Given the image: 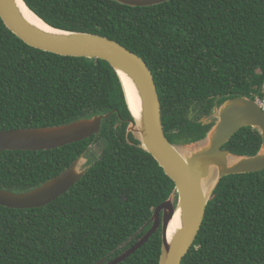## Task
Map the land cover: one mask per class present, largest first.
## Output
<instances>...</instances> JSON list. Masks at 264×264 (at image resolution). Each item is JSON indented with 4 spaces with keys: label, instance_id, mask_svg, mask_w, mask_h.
Here are the masks:
<instances>
[{
    "label": "trees",
    "instance_id": "16d2710c",
    "mask_svg": "<svg viewBox=\"0 0 264 264\" xmlns=\"http://www.w3.org/2000/svg\"><path fill=\"white\" fill-rule=\"evenodd\" d=\"M55 28L106 37L153 73L165 135L205 138L201 120L230 98H264V0H171L130 7L113 0H25ZM114 112V113H113ZM113 113L100 134L53 150L0 152V189L22 193L83 153V179L53 203L0 206V264H104L136 245L175 183L132 134L120 81L103 60L35 49L0 18V131L69 124ZM191 116H193L191 118ZM262 136L243 128L223 149L254 156ZM98 149V152H96ZM162 227L121 264H159ZM182 264H264V171L221 180Z\"/></svg>",
    "mask_w": 264,
    "mask_h": 264
},
{
    "label": "water",
    "instance_id": "95a60500",
    "mask_svg": "<svg viewBox=\"0 0 264 264\" xmlns=\"http://www.w3.org/2000/svg\"><path fill=\"white\" fill-rule=\"evenodd\" d=\"M130 7H151L171 0H113ZM0 18L8 30L27 45L61 56L103 60L115 71L128 110L127 136L150 154L175 183L170 198L151 218V228L121 256L106 264H121L162 227L159 264H182L196 240L206 210L221 180L231 175L264 171V111L247 96L230 98L204 118L212 125L202 140L173 144L165 135L162 108L153 73L147 63L120 43L95 34L55 28L38 16L25 0H0ZM114 113V112H113ZM113 113L83 118L69 124L0 131V152L53 150L98 135ZM193 116H191L192 118ZM262 136L254 156L238 155L223 147L243 128ZM92 157L83 153L58 176L30 191L0 189V206L10 209L45 207L68 193L90 169ZM104 260L97 264H104Z\"/></svg>",
    "mask_w": 264,
    "mask_h": 264
},
{
    "label": "built area",
    "instance_id": "2783aa9c",
    "mask_svg": "<svg viewBox=\"0 0 264 264\" xmlns=\"http://www.w3.org/2000/svg\"><path fill=\"white\" fill-rule=\"evenodd\" d=\"M256 100L259 102V104H260L262 110L264 111V98H262V99L257 98Z\"/></svg>",
    "mask_w": 264,
    "mask_h": 264
},
{
    "label": "rangeland",
    "instance_id": "374dc122",
    "mask_svg": "<svg viewBox=\"0 0 264 264\" xmlns=\"http://www.w3.org/2000/svg\"><path fill=\"white\" fill-rule=\"evenodd\" d=\"M96 152H98V149H96Z\"/></svg>",
    "mask_w": 264,
    "mask_h": 264
},
{
    "label": "clouds",
    "instance_id": "9594fccd",
    "mask_svg": "<svg viewBox=\"0 0 264 264\" xmlns=\"http://www.w3.org/2000/svg\"><path fill=\"white\" fill-rule=\"evenodd\" d=\"M256 100V99H255Z\"/></svg>",
    "mask_w": 264,
    "mask_h": 264
}]
</instances>
